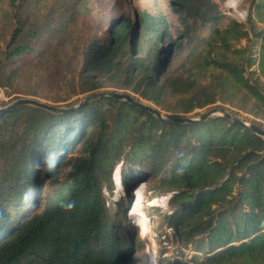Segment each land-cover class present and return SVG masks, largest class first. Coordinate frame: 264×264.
<instances>
[{
	"label": "trees",
	"instance_id": "1",
	"mask_svg": "<svg viewBox=\"0 0 264 264\" xmlns=\"http://www.w3.org/2000/svg\"><path fill=\"white\" fill-rule=\"evenodd\" d=\"M125 1L112 15L98 0H0V89L68 110L0 113V264H136L143 242L104 193L120 162L126 186L140 172L174 193L164 223L195 253L166 264H264V138L113 96L169 119L218 107L264 120V0L247 23L214 0ZM78 95L91 100L59 105Z\"/></svg>",
	"mask_w": 264,
	"mask_h": 264
},
{
	"label": "rangeland",
	"instance_id": "2",
	"mask_svg": "<svg viewBox=\"0 0 264 264\" xmlns=\"http://www.w3.org/2000/svg\"><path fill=\"white\" fill-rule=\"evenodd\" d=\"M98 1H101L106 11L107 12L110 11L112 15L118 13V7H117L118 4L120 6L122 4L128 3L125 0H98ZM214 1L218 3L221 11L225 15L233 17L234 19H236L241 23H247L252 0H214ZM171 19L174 20L177 25L183 27L182 22L176 16H171ZM4 31L5 29L3 27V21L0 17V39L2 38ZM243 43L246 44L247 42L244 41ZM67 51L69 52L70 55L72 54V51L69 48H67ZM187 53H188L187 47L182 51L177 50L174 53V56L167 69V72L168 73L172 72L179 64H181ZM26 77L24 79H26ZM112 88L108 90L101 89L99 91L100 93H102V92H113L116 90L115 88L113 89ZM22 89L25 91L24 87H22ZM127 92L133 95L135 98L139 99L141 102L145 104H149L155 108H158L165 117L166 112L162 108L157 107L155 104L142 99L139 95L133 94V92L130 90H127ZM61 96L63 98H66L67 94L62 93ZM22 97L35 99V97H31L19 93V90L17 92L14 91V88L5 87L0 89V103L2 104L14 103L15 101L21 99ZM50 97L51 99L55 98V96L53 95ZM85 97L86 95L73 96L71 98H67L68 101L64 103H60L59 105L71 106V104H73L74 102H78L77 106H79L81 103L84 102ZM36 99L38 101H42L43 103H47L49 105L53 104V102H51L45 96L37 97ZM207 111H208L207 109L197 110L194 113L189 114L187 116L191 118H199L203 113ZM239 114L237 115L242 119L246 120L247 123L249 124H253L254 122H256V123H262L264 125V120L261 118L255 117L249 113H244L241 111ZM123 168L124 167L122 162L116 165L114 173L117 169L119 170V182L117 183L115 181L114 173H113V179H112L113 187L112 189L105 188L104 193L108 200V206L111 209H113V212L118 211L120 209L123 210V213L119 215L118 220L122 222L123 226H126L129 229L133 228L132 233H134L135 239H137L138 242L140 241L143 242V244L140 245L141 249H139L136 252L137 255L136 264H166L167 260H173L176 258L184 260L186 262L190 261V259L192 258L195 252L191 248L184 249L181 246V243L176 237L174 231L171 228H168V226L164 223L165 216L172 214V209L169 206V201L173 197L174 193H164L160 189V183L156 178L144 177L138 171H137L138 177L134 180V182H132L133 180H129L130 186H126L124 184L123 176H122ZM141 187L143 188L144 191L142 194L143 198L140 202V209L144 214L143 216L145 219L144 223L150 226V233L148 234V237L142 236L141 225L137 223H136L137 225H135L134 220L130 216L131 215L130 213L133 211V208L132 206L130 207V205H128V202L131 200V197L129 196L130 195L132 196L133 193L141 189ZM143 217L138 216V218H143ZM179 253L180 254L184 253V257L179 256Z\"/></svg>",
	"mask_w": 264,
	"mask_h": 264
},
{
	"label": "water",
	"instance_id": "3",
	"mask_svg": "<svg viewBox=\"0 0 264 264\" xmlns=\"http://www.w3.org/2000/svg\"><path fill=\"white\" fill-rule=\"evenodd\" d=\"M113 95V94H111ZM108 95H99L98 97H105ZM115 98L117 99H124L125 101L129 102L131 105H133L134 107L142 110V111H148L153 113L154 115H156L159 119H161L162 121L165 122H169V123H191V124H196L202 121L207 120L210 117L213 116H223L225 118L230 119L232 122L240 125L241 127L248 129L250 131H252L253 133H255L258 136H261L264 138V128L256 125V124H249L247 123L246 120L242 119L241 117H239L236 114L230 113L228 111H226L223 108H218L215 107L209 111H207L206 113L202 114L199 118H191V117H176V118H166L162 115V112L158 109L155 108L149 104H145L141 101H138L136 99H134L133 97L129 96V95H113ZM89 100H91V97L86 99L83 103H81L77 108H82ZM36 106V107H41L43 109H46L48 111H52V112H66L68 110L66 109H59V108H55L54 106H51L49 104L43 103L41 101L35 100V99H31V98H22L19 99L17 101H15L14 103H12L11 105H9L6 108L0 109V113L3 112H7L10 111L12 109L21 107V106ZM115 176V173H114ZM134 184V183H133ZM136 187V186H135ZM132 200H133V195L131 197V206H132ZM130 206V207H131ZM137 225V224H135Z\"/></svg>",
	"mask_w": 264,
	"mask_h": 264
},
{
	"label": "bare ground",
	"instance_id": "4",
	"mask_svg": "<svg viewBox=\"0 0 264 264\" xmlns=\"http://www.w3.org/2000/svg\"><path fill=\"white\" fill-rule=\"evenodd\" d=\"M115 181L118 183L119 182V170L117 169L115 171ZM143 188L141 187V189H139L138 191H135L133 193V200H132V208L133 211L130 213L132 219L134 220V223L141 225V234L144 237H148V234L150 233V226H148L145 222L144 219V214L142 213L141 209H140V202L142 200V194H143ZM120 198V197H119ZM131 204V201L128 202V205ZM131 206V205H130ZM138 216L143 217V218H138Z\"/></svg>",
	"mask_w": 264,
	"mask_h": 264
}]
</instances>
